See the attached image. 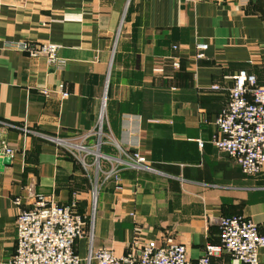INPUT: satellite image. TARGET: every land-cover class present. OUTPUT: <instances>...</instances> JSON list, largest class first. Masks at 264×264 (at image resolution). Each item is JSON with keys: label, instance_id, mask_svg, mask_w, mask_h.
Returning <instances> with one entry per match:
<instances>
[{"label": "crops", "instance_id": "1", "mask_svg": "<svg viewBox=\"0 0 264 264\" xmlns=\"http://www.w3.org/2000/svg\"><path fill=\"white\" fill-rule=\"evenodd\" d=\"M16 40L56 43L65 66L6 46ZM196 42L208 44L203 58ZM240 70L264 81V0H0V141L14 149L9 164L0 156V264L36 193L91 218V240L74 245L80 264H96L88 256L99 247L122 254L147 240L183 243L195 264L233 214L264 234V170L245 175L211 143ZM59 82L67 97L40 92ZM101 113V152L117 157L109 141H133L148 165L120 167L118 187L106 159L97 174L94 155L83 164L54 140L94 144ZM258 254L264 263V247Z\"/></svg>", "mask_w": 264, "mask_h": 264}, {"label": "built area", "instance_id": "2", "mask_svg": "<svg viewBox=\"0 0 264 264\" xmlns=\"http://www.w3.org/2000/svg\"><path fill=\"white\" fill-rule=\"evenodd\" d=\"M6 46L24 51L32 58L44 57L51 68L62 69L66 59L58 54V45L53 42H31L27 40L7 41ZM208 44L195 43V57L203 58ZM177 48V46H173ZM173 66L178 68L179 61L174 59ZM211 89H218L213 85ZM40 92L48 97L58 93L62 98L69 95L64 82L54 88L42 87ZM103 115L97 123L98 139L92 145L73 143L69 140L54 138L59 144L76 147L80 151L79 161L95 156L96 173L102 171L100 159L110 162L103 171L105 178H112L116 186L121 180L120 167L148 168L139 150V144L128 142L133 149L122 147L117 141L113 145L118 156L113 157L101 152ZM215 123L218 134L213 135L211 143L224 151L236 162L245 175H255L264 170V81L258 82L255 75L240 70L233 75V84L228 100L218 113ZM26 130L25 128H23ZM203 143L199 140V145ZM128 146V145H127ZM14 156V149L4 140L0 141V156ZM1 194V190H0ZM30 207L19 209L15 218V251L8 258V264H80L75 252V242L85 234L91 240V218L77 210V203H57L52 196L36 193ZM96 187L93 190L95 201ZM93 201V202H94ZM19 204V199H15ZM264 247V234L259 233L258 225L252 219L240 214L222 216L219 219V243H206L203 254L195 264H264L258 251ZM222 250L230 255V261L212 262L211 257ZM91 251V250H90ZM94 258L96 264H191L187 248L183 243L157 244L147 240L138 249L116 254L107 247H99L88 259Z\"/></svg>", "mask_w": 264, "mask_h": 264}, {"label": "rangeland", "instance_id": "3", "mask_svg": "<svg viewBox=\"0 0 264 264\" xmlns=\"http://www.w3.org/2000/svg\"><path fill=\"white\" fill-rule=\"evenodd\" d=\"M61 145H62V147L65 148L66 151L69 152V153L72 152V151L75 152L76 154H80V153H81L80 151H79V152L76 151V147H73V146H70V145H66V144H61ZM91 156H93V155H91ZM93 201H94V200H93Z\"/></svg>", "mask_w": 264, "mask_h": 264}, {"label": "water", "instance_id": "4", "mask_svg": "<svg viewBox=\"0 0 264 264\" xmlns=\"http://www.w3.org/2000/svg\"><path fill=\"white\" fill-rule=\"evenodd\" d=\"M10 161H11V158H10V157H8V156L3 158V162H4V163H7V164H9V163H10Z\"/></svg>", "mask_w": 264, "mask_h": 264}]
</instances>
